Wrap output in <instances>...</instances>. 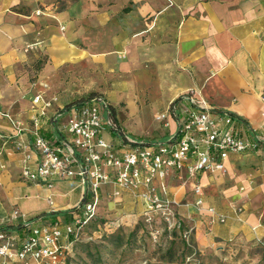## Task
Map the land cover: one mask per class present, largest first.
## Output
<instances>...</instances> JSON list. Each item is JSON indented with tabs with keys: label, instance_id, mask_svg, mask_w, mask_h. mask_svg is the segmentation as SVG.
<instances>
[{
	"label": "crops",
	"instance_id": "obj_1",
	"mask_svg": "<svg viewBox=\"0 0 264 264\" xmlns=\"http://www.w3.org/2000/svg\"><path fill=\"white\" fill-rule=\"evenodd\" d=\"M46 1L54 0H0V76H9L0 78V112L19 121L24 129L31 127L35 113L32 107L25 113L6 109L14 104L4 93L2 82L11 88L12 76L21 61L29 57L26 47L36 44L35 49L46 46L50 51L46 67L85 63L93 69L102 68L108 76L107 90L118 92V99L129 105L149 101L158 124L155 137L144 135L131 122L122 125L114 114L117 126L129 137L167 140L177 129L179 114L169 113L165 121L155 117L185 95H192L205 107L228 113L241 137L259 139L260 150L233 154L224 161V171L200 174L197 182L203 205L224 214L226 221H207L206 213L192 207L190 217L202 220L192 232L200 250L215 240H251L264 246V0H72L58 12L48 7L41 10L38 6ZM37 95L52 102L41 124L46 137L54 140L58 133L52 127V117L66 104L36 93L30 98L31 105ZM0 131L16 130L0 116ZM101 134L106 142L120 143L113 132ZM22 138L30 140L31 136L24 133ZM22 160L20 153L0 155V227L34 217L43 225L64 218L41 216L51 212L70 211L71 220L76 218L79 212L75 206L80 198L76 183L65 181L72 186L62 195L77 191V200L60 205L55 201V191L60 192L62 182L52 190L23 182L19 176ZM157 183L161 198L177 202H195L197 198L186 176L181 181L169 172ZM23 189L28 191L25 199L38 201L33 210L18 203L16 192ZM111 190V186H105L100 191L106 194ZM125 192L124 199L134 198ZM135 201L143 206L140 199ZM181 216L185 217L184 213ZM10 232L23 238L27 229ZM27 261L36 264L32 258ZM0 264L23 262H5L0 257Z\"/></svg>",
	"mask_w": 264,
	"mask_h": 264
},
{
	"label": "built area",
	"instance_id": "obj_2",
	"mask_svg": "<svg viewBox=\"0 0 264 264\" xmlns=\"http://www.w3.org/2000/svg\"><path fill=\"white\" fill-rule=\"evenodd\" d=\"M51 104L41 95L32 99L35 113L29 129H24L9 114L0 112L16 130L15 133L0 131V155L22 154L19 176L23 182L48 190L60 182H75L80 190V203L75 206L79 215L64 225L59 220L47 225L24 220L23 228L27 233L23 238L10 231H0V257L5 262L19 260L28 264L27 258H32L36 264L45 260L56 264L77 239L81 226L95 215L98 192L105 186L113 187L114 196L126 190L140 199L148 224L158 215L167 230L180 229L179 203L159 195L157 180H163L169 172L181 181L186 176L192 182L197 197L195 206L208 215L210 222L224 223V214L203 205L198 178L203 172L224 171V161L233 154L260 150L259 139L248 140L239 135L231 115L205 107L192 95L180 97L155 117L157 121H165L169 113L179 114L176 131L160 142L135 139L118 131L109 105L101 96L57 111L51 124L58 136L50 140L42 131L41 118ZM103 131L113 132L120 143L106 142ZM24 133L31 139H23ZM160 189L163 190L162 185ZM48 202L52 204V199L48 198ZM236 211L241 212V209ZM191 232L192 228L183 232L186 240ZM63 239L66 244L61 243Z\"/></svg>",
	"mask_w": 264,
	"mask_h": 264
},
{
	"label": "rangeland",
	"instance_id": "obj_3",
	"mask_svg": "<svg viewBox=\"0 0 264 264\" xmlns=\"http://www.w3.org/2000/svg\"><path fill=\"white\" fill-rule=\"evenodd\" d=\"M70 1L72 0L46 1L38 7L41 10L48 7L51 11L58 12ZM35 47L36 44L26 47L25 52H29V57L21 61L17 74L12 76V89L6 81L2 82L4 93L15 106L6 109H15L16 113L27 112L32 107L30 98L36 93L49 96L60 105L90 95H99L106 98L122 125L131 122L135 128L143 130L144 135L157 136L158 124L153 119L155 108L149 106V101L143 103L140 100L135 105H129L124 99H118V92L107 90L108 76L102 68L93 69L85 63L51 65L48 68L46 66L51 58L50 51L46 46L38 50ZM8 77L0 76L3 80ZM71 186L70 182L60 184V192L55 191L57 203L64 205L77 200V191L71 195H62ZM113 191L115 190L112 187L109 193L98 192L99 202L95 215L81 226L77 239L56 264H264V246L259 243L237 239L219 243L220 240H215L211 245L200 247V250L194 239V230L186 240L183 233H180L182 228L179 231L167 230L158 215L148 224L143 216L144 204L138 205L132 197L124 199L123 193L128 194L125 190H120L119 196H114ZM26 195L27 190H17L18 203L32 206L33 210V205L38 201L25 199ZM178 203L183 228H192L195 225L199 228L197 223L202 220L195 216L190 217L191 210H197L195 203L185 199ZM181 213H184L185 217H182ZM69 215L59 219L61 224L72 221ZM206 216L207 221L210 220L208 215ZM61 243L66 244L67 241L63 239ZM187 249H190V254Z\"/></svg>",
	"mask_w": 264,
	"mask_h": 264
},
{
	"label": "trees",
	"instance_id": "obj_4",
	"mask_svg": "<svg viewBox=\"0 0 264 264\" xmlns=\"http://www.w3.org/2000/svg\"><path fill=\"white\" fill-rule=\"evenodd\" d=\"M96 96H99V95H90V96H88V97H86V98H82V99H78V100H75V101H73V102H70V103H68V104H66V106H65V108H69L70 106H72V105H75V104H79V103H82V102H84L85 100H89V99H91V98H93V97H96ZM109 110H110V112H111V115L114 117V113H113V109L109 106ZM119 128V127H118ZM118 131H122L120 128L118 129ZM78 191H79V193H80V190L78 189ZM79 200H80V198H79ZM80 203V202H79ZM76 209V208H75ZM72 212H70V211H63V212H51V213H48V214H42L41 216H43V217H51V218H55L56 216H58V215H68V214H71ZM26 222H31V221H36V217H34V218H29V219H26L25 220ZM183 224V223H182ZM181 224V228H182V230H181V228L180 229H178L177 231H179V230H181L180 231V233L182 232H185V231H187L188 230V228H186V229H184L183 228V225ZM24 226H23V223H19V224H11V225H6V226H3V227H0V231H13V230H15V228H16V230H20V229H22ZM175 232V231H174ZM192 249V248H191ZM189 252H188V254H190L191 252H190V249H187Z\"/></svg>",
	"mask_w": 264,
	"mask_h": 264
}]
</instances>
